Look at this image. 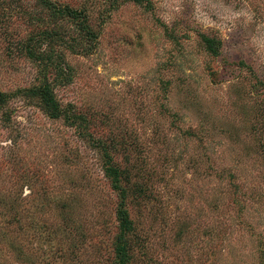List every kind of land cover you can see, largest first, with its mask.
I'll return each mask as SVG.
<instances>
[{
	"label": "rangeland",
	"instance_id": "374dc122",
	"mask_svg": "<svg viewBox=\"0 0 264 264\" xmlns=\"http://www.w3.org/2000/svg\"><path fill=\"white\" fill-rule=\"evenodd\" d=\"M52 1L86 7L100 33L92 54L64 49L73 80L54 89L87 127L15 95L41 73L14 46L36 2L0 0V264H114L118 198L92 139L114 141L113 162L145 188L126 202L131 264H264L263 90L249 69L264 81V0H121L100 27L107 2Z\"/></svg>",
	"mask_w": 264,
	"mask_h": 264
},
{
	"label": "trees",
	"instance_id": "16d2710c",
	"mask_svg": "<svg viewBox=\"0 0 264 264\" xmlns=\"http://www.w3.org/2000/svg\"><path fill=\"white\" fill-rule=\"evenodd\" d=\"M130 1L149 9L150 3L147 0ZM35 2L34 12H25L28 15V20L31 22L28 23L32 26L31 31L27 33L25 38L17 40L18 42L14 46L20 56L37 65L41 73L36 78V85L18 90L15 95L21 96L26 100H37L36 106L47 114L49 118H63L68 126L78 128L79 133L83 136L87 127L84 123V117L71 113L69 108L60 107V103L55 97L54 89L59 86L69 85L73 80L74 71L71 70L64 59V49L68 50L69 53H77V48L81 46V52L87 55L92 54L97 48L100 33L91 25L89 9L86 7L75 9L67 4L53 2L52 0H35ZM103 3H106V7L103 14L100 15L97 27H100V25L107 21L110 13L116 11L122 1L103 0ZM103 3L100 4L102 5ZM0 11H2V14H5V11L1 7ZM202 43L205 51L210 56L213 58L220 56L221 45L218 40L202 36ZM10 44L13 45L12 42ZM54 45L62 49L58 50ZM8 50L11 52L9 48ZM243 64V62L240 63L242 66ZM249 69L253 76H255L254 86H258L260 90H263L264 104V81L255 75L251 67ZM52 72L54 73V77L49 79L53 75ZM7 98L6 94L0 92L1 107L5 105ZM262 112L255 113L257 115L256 125L258 127H254V131H264V113ZM91 143L103 153L102 170L104 176L110 181L111 189L117 194L118 198L115 217L119 233L113 242L114 264H131L132 261L134 262L135 241L131 242L129 235L133 234L134 225L130 219L126 202L131 193L130 190L133 189L134 193H137L139 196L145 193V188L142 184L131 188L127 169H121L118 164L113 162L111 148L117 145L114 141H109L106 144L100 139H92ZM231 178L233 179V177Z\"/></svg>",
	"mask_w": 264,
	"mask_h": 264
},
{
	"label": "clouds",
	"instance_id": "9594fccd",
	"mask_svg": "<svg viewBox=\"0 0 264 264\" xmlns=\"http://www.w3.org/2000/svg\"><path fill=\"white\" fill-rule=\"evenodd\" d=\"M167 22V21H166Z\"/></svg>",
	"mask_w": 264,
	"mask_h": 264
}]
</instances>
